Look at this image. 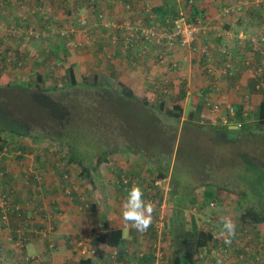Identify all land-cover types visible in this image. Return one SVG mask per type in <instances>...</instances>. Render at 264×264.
I'll list each match as a JSON object with an SVG mask.
<instances>
[{"label": "rangeland", "instance_id": "1", "mask_svg": "<svg viewBox=\"0 0 264 264\" xmlns=\"http://www.w3.org/2000/svg\"><path fill=\"white\" fill-rule=\"evenodd\" d=\"M83 1L86 0H0V69L4 74L6 73L11 77L10 86H0V144L2 142L4 143L3 148L0 149V206L6 203L3 208L0 207V211L2 209L5 211V217L0 218V264H65L66 258L70 256L73 260L71 264H80L85 254L79 249L69 252L63 246L66 241L71 242V237H74L73 239L77 240V242L81 240L78 236H72L75 235L76 231L79 233L82 232L85 235L82 237V240H89V243H92L91 237H88L86 234L91 228L97 227L100 220H103L98 212V208L101 207L100 204H97L98 207H94L96 203L89 204V208L81 204L91 202L90 200L81 199V196L88 195H86V192L80 186V177L75 178L76 175L79 176L82 170L80 165L89 166L94 164L98 156L105 157L106 167L113 168L114 172H116L115 175L117 177L113 176L116 182L117 179L120 181L119 177L122 176L124 179L129 180L130 183L138 184L143 189L144 199L146 201H151L155 205L153 225L155 226L157 234L154 238L143 237V241L153 246L155 245L157 254L160 255V258L153 260L151 264H168L174 256V248L171 244L172 236L169 234V232L172 231V226L166 212L168 209L167 198L171 190L170 181L168 180V183L166 180L165 183L162 184L165 193L163 190L159 191L160 188L156 189L152 182L158 180V172H156L157 170H155V167L150 161V155L152 154L155 155L157 162H159L158 156L159 159L162 160L161 155L164 153L168 154L167 148L159 143H163L162 141H169L170 137L174 134L175 144L173 142H168L172 144V146H169L171 149V154H169V176H171L173 168L175 171H178V169L183 170V160L196 156L200 157L199 164L210 167L213 178L216 177V183L229 187L233 192L246 190L245 186H243V182L238 180V178L243 180L240 178L243 171L246 169L250 170L253 166L257 167L259 170H264V143L259 145V143H257L258 141L254 138L253 140H251V138L247 139L245 142H243L242 139H228L227 137L228 140H226L225 136L217 131L212 136L204 134L203 131L198 132L195 126L197 121L194 124H190L187 115L189 112L195 111L194 106L199 101L200 104L203 102L204 105L207 101L215 103L212 94L208 95V93H204L201 94L199 99H191L189 101H185V98V105H183V107L186 108L181 120L177 121L170 118L167 111L171 110L173 105L181 100V95L184 92L180 82L183 81L182 77H185L184 71H186V66L177 65L174 69L173 63L172 65L167 64V54L162 63L157 59L160 54L165 53V49H159L157 51L158 55L155 58L154 55L156 52L151 48L154 54L148 56V59L152 58L153 63L158 69H163V72L166 71V75H164L166 76L165 79L172 81L176 88L167 85L164 93H157L154 90L155 85H157L155 81H161V77L160 75L153 76L151 74L152 76H149L151 79L160 78L153 81V86L149 82V88L144 89V87H146L145 81H148L147 78H145L144 75H140L136 79L133 77L127 78V74L124 76V72H128L127 70H129L130 66L123 70H119L118 67L120 65L115 64L116 60H114V45H110V49H108L102 41L99 42V24L101 23L99 15L101 14H99L98 11L100 7H97V3L95 4L96 1L93 2V7H88L87 9H85L86 6L83 5ZM231 1L234 0H224L225 7H233V4L230 3ZM236 1L241 2V0ZM253 2L254 1H252V3ZM188 4L190 5V3ZM67 9L69 10L68 15L66 14ZM244 9H246V7H244ZM252 9H254L253 12L255 13L256 19L257 17H264V7H252ZM259 10L261 11L259 12ZM35 11H38L41 14L40 16H44V20H50V23L46 24V30L42 31L45 39L43 41H41V39L37 40V33L30 32V30V36L25 37L23 40L21 39V43L17 35L11 34L16 17L20 15L25 19V17L28 16V19L34 22L36 18L34 15ZM182 11L189 19L191 18L188 11L184 9H182ZM217 13H220V11ZM222 13L225 14L223 16L239 15L234 12L226 13L222 11ZM123 14L122 12L120 15L122 16ZM60 16L68 19H62ZM83 16L88 19L86 36L90 39L89 44H82L84 45L82 47L77 46L68 48L66 45L65 48L62 47V41L64 40L61 39L62 37L59 36V34H56V36L54 35L57 27L63 29L68 26H74L77 29L75 41L80 40L82 43L84 39L80 35L78 19ZM130 16L132 15L126 14L124 20H131L127 19L130 18ZM192 20L198 23L196 17ZM201 20L203 21L201 25L206 27L211 26L209 19L206 20L202 18ZM216 20L223 21V18L218 17ZM250 24L252 26L254 25L253 30L256 33L251 37H256L259 34L264 35V25H261V23L256 25L255 22ZM223 25H220L221 28H214V39L219 37L216 35L217 32L228 30ZM37 31H39V29ZM102 35L106 36L107 34L101 33V37ZM29 38H35L36 41L31 42ZM106 40L108 44L112 42L110 38ZM248 49L250 50L247 54L252 57V59L247 60L248 64L246 66L243 63L244 61L240 59L239 68L235 69L236 73H238L236 80L234 77L230 79L226 77L221 78V80H226L227 83L232 85L233 97H236L240 104L246 103V107H250L251 105L255 106L261 97H264V82L259 83L260 87L257 89L255 83L258 81L255 80L254 76L255 67L264 63V46L259 45L254 48L253 46H248ZM174 50L175 49H173L171 53ZM63 52H65L64 55ZM103 52L105 54H103ZM210 52L212 51L210 50ZM16 53L17 55H15ZM54 53H56V55H53ZM142 54L143 51L140 50L137 56L140 57ZM199 54V56L202 55L201 53ZM203 55H205V53H203ZM17 56L20 59H17ZM48 56L51 57L48 58ZM139 61H132L134 66L129 70L130 72L135 70V73H137L139 69L135 68L140 66ZM223 61L228 60L224 59ZM18 62L21 63V66L17 65ZM68 66L74 68L79 81L78 85L75 87H69L65 82L64 70ZM203 66L204 65H200L199 67L204 71L206 68ZM164 67L166 68L164 69ZM216 68L218 71L220 70L219 67ZM120 71L122 75H119ZM157 72L159 73V71ZM176 72L180 75L173 78ZM38 74L43 77L42 85L45 87L43 91H37L34 87V84L37 83ZM231 75L233 76L234 73ZM94 77L98 79V84L109 86L116 92L121 91L124 86L131 89L135 97L137 96L136 98L139 96L140 98L138 99L144 98L147 100L151 108H145L140 102H135L133 100L130 102L128 100L127 103H130L128 109H130V111H125L124 115L130 116L131 112L134 121L135 116L139 117V112L147 113V115L150 114L154 122L161 128L159 131L161 133H159L158 137L152 138V136L146 133L143 134V132L135 130L134 136L129 138L127 120L119 117V100H112L106 103L102 98L104 92L95 86L97 81L95 82ZM237 86L239 88H236ZM246 94H249L250 97ZM116 95H118V93ZM248 98L252 100L249 102L246 101ZM161 101L164 102V107L160 110L159 103ZM213 105L215 104L208 105L207 107L205 105V108L203 107L202 109H207L209 111L208 108H213ZM224 110L225 107L221 106L220 112L215 113L217 119L220 117L219 113ZM202 113L198 115V117L203 120H201V123L205 125L212 124L213 126L220 125L219 123L208 120L210 114L204 112L202 115ZM143 118L147 120L148 117L144 116ZM123 121L124 123H121ZM166 133L170 134V136ZM131 138L139 140V143L143 144H132L130 141H133V139ZM143 140H145V143ZM229 140L232 142H229ZM154 143L156 146L153 149L152 146ZM132 147L133 149L135 148V151L130 150ZM72 154L77 157L79 156L80 160L76 159L74 162H68ZM43 156L57 159L56 166L53 167L52 170L56 180L61 179L56 175L58 171H62L64 175L68 174L70 176L72 174L71 176H73L74 180L79 181L80 187L77 189L76 193L71 192V189L67 187L64 188L67 192L61 193L59 190V193L54 194V196H52L50 192H45L46 195L44 194V190L47 188L45 184L48 182V179H50V176L47 175L50 174L51 171L44 172L34 170V166L38 165ZM127 157L130 163L126 161ZM66 162H68V164ZM132 163L147 166L140 168V165H137L132 168ZM2 168H4L5 171L2 170ZM100 170H102V173H105L104 168ZM262 172L264 171H261V173ZM4 174L14 175L15 180L10 181V184H8L9 180H7V183H4ZM2 175H4L3 178L1 177ZM24 176L25 179L31 176L36 178L35 189L30 188V191L26 192V189H24L26 187L25 184L33 186L34 181H28V183L25 181V183L22 182L24 185L23 188L21 186V181L24 180ZM141 177L144 179V182L140 185ZM185 179L188 178L186 177ZM189 179L192 181L191 178ZM245 179V185L249 188L250 195L253 196L259 178L256 175H251L245 176ZM130 185L131 184H129V186ZM8 187L14 188L15 192L8 195L6 193ZM110 189H112V191L115 190L118 194V190H116L118 189L117 187H111ZM108 193L109 191L106 189L105 194L107 195ZM221 193L225 200L222 201L221 204L217 202V205L213 208L209 205L201 208L200 206L203 205V201L201 195L197 194V205L193 208L187 207L185 210V217L188 219L190 215H194L197 225L201 229H205L207 226L206 220L211 213L215 216V219L210 223L212 225L218 221L221 222V218L223 217H230L236 224V232H242L241 241L239 243L236 242L237 244L233 251L236 257L232 255V258L235 257L237 262H244L246 252L251 250L246 248L248 245L245 241L247 239L246 235L250 233V228L243 227L240 224L239 217L242 209L237 205V196L234 193L228 194L225 190H222ZM57 196L60 197L62 203L67 201L68 204H74L72 213L71 211L69 213L63 211L62 214L65 215L64 217L57 208L51 206L52 201H57ZM19 198L23 203H18V208L13 207V200ZM71 198H73L72 201L70 200ZM256 198H259V195H257ZM75 200L78 201L75 202ZM8 205L9 208H16L18 211L23 209L26 214L27 208L35 209L33 212L34 215H38L40 210L43 212L45 206L47 210H44V213L37 217V222L42 219L41 223L43 226L39 228V226L35 225L36 222H33L30 218L26 219V217L23 218L21 214L8 212L5 209ZM111 206L112 204L108 203L107 207L109 210L114 209ZM89 213H91L89 217L93 221L90 225L86 219ZM156 216L158 217L157 220H155ZM72 219H75L78 223L81 221L85 226H80V230H77L74 226L75 222L72 221ZM24 220L28 223L24 228L29 227L31 229V232H28L26 235L20 230V221ZM69 220L71 223H69ZM83 220L88 224H85ZM108 224H110V222ZM164 226L168 227V229L166 230ZM260 226L261 225L257 227V229L260 228V230H258L259 237H261V234L264 235V226ZM55 228L57 231H55ZM38 229L41 230L35 231ZM14 231L18 234L17 239L13 236ZM52 233H54L55 236L53 239L59 238L65 240L63 246L57 247L56 240H51ZM61 233H64L65 237L61 238ZM123 234L126 235L125 232H123ZM34 239L39 241L41 247H44V252L40 254L35 253V251L30 253L26 252L28 250V242ZM244 242L245 246L243 247L242 245ZM258 243L260 242L258 241L257 245ZM93 244L96 245V242H93ZM132 248L138 250V252L148 250L146 249L147 247L140 249H135L136 247ZM240 253L244 254V260L239 259ZM126 258L127 257H125L123 261L116 259L111 260L109 258V260L107 259V263L126 264ZM27 259L28 262L25 263ZM127 262L132 264L130 259L129 261L127 259ZM107 263L106 260L99 262V264Z\"/></svg>", "mask_w": 264, "mask_h": 264}, {"label": "crops", "instance_id": "2", "mask_svg": "<svg viewBox=\"0 0 264 264\" xmlns=\"http://www.w3.org/2000/svg\"><path fill=\"white\" fill-rule=\"evenodd\" d=\"M95 1H94L95 4L97 3V7H100V9L98 10L99 14H103V20L99 24V33H100L98 34L99 42L102 41L105 44V47L108 49H110L109 47L110 45H114L115 52L113 55L115 57L114 60H116L115 64L120 65L118 67L119 70H123L124 68H127L129 66H130L129 67V70H130L132 66H134L133 62L135 60L136 61L140 60L139 61L140 66L138 68H135V69H139L137 73H135V70H132L134 73L127 70L128 72H124V76H126L127 74L128 75L127 78L133 77L134 79H136L138 78V76L144 75L145 78H147L148 80V81H145L146 87H144V89L149 88V85H150L149 82L153 86L154 85L153 81L161 77V81H155L157 85H155L154 90L157 93L162 92L163 88L166 89L167 85H169L172 88H176L173 85L172 81H168L167 79H165L166 76L164 75H166L165 74L166 71L163 72V69H158L153 63L152 58L148 59V56H150L151 54L152 55L154 54L151 51V48L152 50L156 52V54L154 55L155 58L158 55L157 51L159 49L161 50V48L154 47V46L143 48L141 44H138V45L134 44L133 46H129V48L126 51H124L123 49L125 45L124 34L123 32L115 29L114 27L117 24H121L124 21H126L124 20V17L126 14L132 15L130 16V18H127V19L132 20L133 18H136L139 16V17H143L145 22H153V23H159V24H164V21L166 19L172 18L173 15L175 14L177 15L179 11H181L182 9L188 11L191 17L193 18L196 17L198 24L200 26H203L205 29L204 34H201V36L196 40V42L190 48L177 46L172 53L166 52L167 54L166 58L168 61L167 64L172 65L173 63L174 69L177 67V65L186 66L185 68L186 71H184L185 77H182L183 81L180 82L183 86L182 89L184 90V93L186 92L185 101L186 100L189 101L191 99L193 100L199 99L201 94H204V93H208V95L212 94L213 100L215 101V103L209 101L205 104L206 107L208 106V104H215V105H219L220 107L221 106L225 107V110L219 113L220 117H218V119L216 118L217 115L215 114L217 113V111H214L212 108H208L210 112L207 109H202L201 113L203 112L202 115L204 114V112L207 114H210V118L208 120L214 123H219L221 126L226 127L227 129L230 130L231 125H227L230 121L226 119L227 118L226 108L229 106L231 107V105L234 103L240 104V102L236 99V97L234 98L232 95V85L227 83L226 80L224 81L221 80V78L228 77L225 74L226 73L225 67L233 69V71H235L236 73L235 69L239 68L238 65H239L240 59L244 61L243 63L245 66L248 64L247 60L252 59V57L248 56L247 54L248 51L250 50L248 49V46H250L249 39L252 35H255L256 33L253 30L254 25L252 26L250 23L255 22L256 25H259L260 23L261 25H264V17H257L258 19L257 20L255 18V13L253 12L254 9H252V7H264V0H241V2L236 1V0L231 1L230 3L233 4V7H231V9L234 10L232 12L239 14V15H232V16H223L225 14L222 13V11H224L227 8L225 7L224 0H95ZM145 1H148L150 3V7H151L150 15L144 12L143 7H144ZM252 1L254 2L252 3ZM126 3H130L131 5L130 11H126L125 7H123ZM188 3H190L191 6ZM83 5H86L85 9H87L88 7H92L93 3L83 1ZM244 7H246V9H244ZM261 10H259V12ZM218 11H220V13H217ZM122 12L124 14L121 16L120 14ZM66 14L67 15L69 14L68 9H67ZM60 17L62 19L65 18L62 16ZM218 17H222L223 21L216 20ZM202 18H205L206 20L209 19L211 26L206 27L204 25H201V23H203V21L201 20ZM65 19H68V18H65ZM220 25L225 26L228 30L224 32L221 31L222 32L221 37H217L214 39L213 38L214 36L213 34L215 32L214 28L215 27L221 28ZM247 25L249 26V28ZM101 33H106L107 35L106 36L102 35L101 37ZM82 38L85 41L86 37L84 35H82ZM109 38L112 40V42L108 44L106 39H109ZM219 38H222V39H219ZM204 49H206L205 55H203ZM209 49L212 52H210ZM140 50L143 51V54L142 56L139 57L137 56V54H138V51ZM199 53H201L202 55L199 56L200 55ZM103 54L105 53L103 52ZM224 59H227L228 61H223ZM200 65H204L203 67L206 68V70L204 71L201 70L199 67ZM216 67H219L220 70L218 71ZM165 68L166 67H164V69ZM157 71H159V73ZM151 74L153 76L160 75V77L151 79L149 77V76H152ZM119 75H122L121 71L119 72ZM178 75L180 74L176 72L173 75L174 76L173 78H175ZM236 88H239V87L237 86ZM246 95L250 97L249 94H246ZM138 98L140 97L138 96ZM139 100H144V98L139 99ZM251 100L252 99L248 98V101H251ZM183 105H185V102ZM199 105H200V101L196 103L194 108L196 109V107ZM203 107L205 108V106ZM183 108L185 111L186 107H183ZM202 121H200L199 124L202 125V127L206 126L204 123H201ZM191 123L193 122L190 120V124ZM126 161L130 163L128 157ZM56 162H57V159L55 158L53 159L52 157L49 158L47 156H43L42 160L38 163V165L34 166V170L36 171H44V172L51 171V173L47 175V176H50V179H48V182L45 184L47 188L45 189L46 191L43 189L44 194L45 192L46 193L50 192L52 196H54V194L59 193V190L61 191V193L67 192V190L66 191L64 190V188H67V187L71 189V192L76 193L77 189L81 186V188L86 192V195H88V196H81V199L90 200L91 202V203H81V204H83L84 207L86 208H89V204L96 203L94 207H98L97 204H100L101 207L98 208V212L100 214L101 219H103V220H100V222H98L97 227L91 228L87 234L85 233L88 237H91L92 243H89V240H85V239H83L84 240L83 241L82 237H84L85 235L82 232L79 233L78 231H76L75 235H72V236H78V238L81 240L77 242V240L73 239L74 237H71V242L66 241L65 245L63 246V243L65 242V240L59 239V238L53 239L55 236H54V233H52L51 240L52 239L54 241L56 240L57 247L63 246L69 252L74 251L76 249L81 250L82 253L85 254L81 260L82 264H99V262L102 260H106V263H107V259L109 260V258H112L111 256L112 250L106 249V248L104 249L103 247V251L105 255L104 257L99 259L97 258V255H98L97 252H100V251H98L97 243L95 245L93 244V242H96V237L99 231H102L104 228L109 229L110 227L119 228L121 229L122 233L123 232L126 233V235L123 234L124 245L125 247L128 248V254L124 256V257H127L125 259L126 264H129V262H127V259L129 261V259H132L133 255L138 252V250H134L132 247H136L135 249H140L144 247L145 248L147 247L146 249H149L152 247L151 244L143 241V238L141 237L140 232H137L135 229H132L130 225L129 227L125 226L123 219H122V215H121V209H122V204L127 197L128 190L125 188H118L116 186L115 183L119 181L117 179V182H116V180H114L113 178V176L117 177L115 175L116 172H114L113 168H109L108 166L106 167V161L105 162L103 161L101 163L99 170L96 173L97 175L95 174L93 176L84 177L81 175L82 171L80 172L79 176L76 175L75 178L80 177L81 179L80 186H79V181L74 180L73 176H71L72 175L71 173H70L71 174L70 176L68 174H66L67 175L66 176L64 175V172L58 171V174L56 176H58L61 179L56 180L55 175L52 173L53 167L56 166ZM68 162L66 163L68 164ZM137 165H140V168L147 166L143 164L132 163L131 167L133 168ZM80 167L81 169H83L84 166L80 165ZM101 168H104L105 173H102V170H100ZM63 175H64V179H63ZM25 176H24V179H25ZM35 179L36 178L34 177L33 186L25 184L26 185L25 188H24V185L22 184L24 180L21 181V186L24 189H26V192H29L30 188L31 189L36 188ZM143 180L144 179L141 177L140 185L141 183L144 182ZM166 180L170 181V176L167 177L165 181ZM29 181H32L30 177H29ZM74 183L76 184V186ZM111 187L113 188L117 187L118 189L116 190H118V194L115 192V190L112 191V189H110ZM170 187H171V184H170ZM106 189H108L109 191L107 195L105 194ZM40 192H41V188H40ZM57 197H58V199H56L57 201H52L51 206L53 208H57L61 215H63L62 214L63 211L67 213L71 211L72 213L74 204H68L67 201L65 203H62L60 197L59 196ZM70 200L72 201L73 198H71ZM77 201L78 200H75V202ZM20 202L22 201L19 198V203ZM108 203H111L112 204L111 207L114 209L109 210L107 207ZM103 205H104V208H103ZM26 210H27V214L25 215L26 219L30 218L31 220H33V222H36L35 225L41 228V226H43L41 223L42 219H40L37 222V217L38 215L44 213V210L45 211L47 210L46 207L44 206L43 212L42 210H40L38 215L33 214L35 209L27 208ZM90 214L91 213H89L86 217L89 225L92 224L93 222L92 219L89 217ZM63 216L65 217V215ZM72 221L75 222L74 226L76 227L77 230H80V226H85L81 221L79 223L76 222L75 219H72ZM87 222L84 221L85 224H88ZM109 222L110 224H108ZM69 223H71V221ZM261 226H264V224H261ZM165 228L166 230L168 229V227H165ZM258 230H260V228ZM55 231H57L56 228H55ZM172 233H173L172 231L169 232L170 235H172ZM246 236L247 237L251 236V233H248ZM60 237L61 238L65 237L64 233H61ZM261 237H264V235L261 234ZM27 247H28V250L26 252H29V253L32 251H35V253L40 254L45 251L44 247H41L39 241L36 239L32 241L30 240V242H28L27 244ZM246 248H250V246L249 247L247 246ZM253 250L254 251L252 252V255H254L257 260L255 261L251 260V254H250V251L248 250L245 254L246 255L245 261L237 262L235 258L236 257L235 252H233L232 255L235 257L233 258L232 264H264V244L258 243V245L255 246V249ZM120 261H123V260H120ZM71 263H73L72 257L71 256L67 257L65 264H71Z\"/></svg>", "mask_w": 264, "mask_h": 264}, {"label": "trees", "instance_id": "3", "mask_svg": "<svg viewBox=\"0 0 264 264\" xmlns=\"http://www.w3.org/2000/svg\"><path fill=\"white\" fill-rule=\"evenodd\" d=\"M34 15L36 16L35 18L36 21L34 20V22L30 21L28 19V16L25 17V19H23L22 16L18 15L13 25V31L11 32V34L17 35L18 38H20V40L21 39L23 40L25 37L30 36L29 34L30 30H31L30 32L39 33V35H41L42 31L46 30L47 28L46 24L50 23V20L49 21L44 20V16H40L41 14L38 11H35ZM176 17L177 15L175 14L173 15L172 19ZM192 19L193 17H191L188 20L192 22L193 21ZM38 29L39 31H37ZM56 30L54 33L55 36L56 34H58L56 33ZM29 39H31V42L36 41L35 38H29ZM39 39L43 41L45 38L42 36H39L37 40ZM61 39L64 40L62 41L61 46L65 48V45H66V47H68L67 37L64 35ZM22 40H21V43H22ZM64 54L65 52H63V55ZM15 55H17V53ZM53 55H56V53H54ZM50 57L51 56H48V58ZM17 59H20V58L17 56ZM17 65L21 66V63L18 62ZM256 71L257 69L255 67L254 74H256ZM225 72H226L225 74L228 76L227 78L230 79L234 77L236 80L237 73H235L233 69L225 67ZM232 73H234L233 76L231 75ZM64 77H65V82L68 84L69 87H75L79 83L76 73L74 71V68L72 66H68L64 70ZM10 78L11 77L8 74L6 73L4 74L2 70L0 69V86H3V87L10 86L11 85ZM37 78H38L37 83L34 84L35 90L37 91L45 90L43 89L45 87H43L42 85L43 77L38 74ZM261 78H264V76L259 77V79ZM94 79H95V82L97 81V83H95V86H97V88L101 89L104 92V95L102 98L106 103H109L112 100H117V99L119 100L120 102V107H119L120 116L119 117H122L124 120H127V130H129L128 132L129 138L134 136L135 130H139L143 132V134L146 133L152 136V138L158 137L159 133H161L159 132L161 128L160 126H158L156 122H154V119L151 117L150 114L147 115V113L139 112V117L135 116L136 120L134 119V121H133V116L131 115V112H130V116L124 115L125 111L127 112L130 111V109H128V106L130 104V103L129 104L127 103L128 100L130 102L132 100L135 102L136 101L140 102L142 103V105H144L145 108L150 107L147 100L145 99L139 100L138 98L135 97L134 93L130 89L124 86L121 91L116 92L109 86H106L104 84H98V79L96 77H94ZM259 83H260L259 81L255 83V87L257 84L259 85ZM255 87H254V90H255ZM163 92L164 91L162 90V92L160 93H163ZM117 93L118 95H116ZM184 99H185V93L183 92L181 95V100L178 103L174 104L171 110L167 111V114L170 118L177 120V121L181 120L183 113H184V108H183ZM201 103L202 104L196 107L195 111H191L187 115L188 120L193 121V124L196 121H198L197 123H195L196 129L198 132L203 131L204 134L212 136L217 131V132H220L221 135L225 136V138L227 137L228 139L230 138H236L237 140L242 139V141L245 142L247 139L251 138V140H253L254 138L256 141H258L257 143H259V145H261V143H264V97H261L260 101L256 103L255 106L251 105L250 107H246L245 106L247 105L246 103H243V104L234 103L232 105L230 104L231 107L236 112V119L238 121H241L242 123L241 128L239 129V133L236 135L230 133V131L226 127H223L221 125H217V126L206 125L202 127V125L199 124V122L201 121V118L198 117V115L201 113L202 108L205 105L203 102ZM162 107H164L163 101L159 103L160 110ZM229 108L230 106L227 107L226 109H229ZM144 116L148 117L147 120L143 118ZM121 123H124V121ZM166 134L170 136V134L168 133ZM0 138H1V135H0ZM139 138H142V137H139ZM227 138L226 140H228ZM131 139H133L134 141V142L130 141L132 144H137V145L143 144V143H139V140H134V138H131ZM143 142L145 143V140H143ZM162 142L163 143H159V144L160 145L162 144L165 148H167L168 154H165V153L162 154L161 155L162 160H160L158 156L159 162L156 161L155 155L152 154L150 155V161L155 167V170H157L156 172H158L157 174L158 180L165 181V179L169 177V173H170L169 172V169H170V160H169L170 155L169 154H171V149L169 146H172V144L168 142H173L175 144L174 134L172 137H170L169 141H166V142L162 141ZM229 142H232V141L229 140ZM3 144H4L3 142L0 144V149L3 148ZM155 146L156 144L154 143L152 148L154 149ZM134 149L133 147L130 148V150L132 151H135ZM76 159H79V156L77 157L76 155L72 154L69 161L74 162L76 161ZM103 161H106V158L98 156L95 159L94 164H91L89 166L82 165L84 167L81 170L82 171L81 175L84 177L95 175L98 172L99 167ZM199 161H200V157L193 156L192 158L183 160L182 167L184 171L180 169H178V171H175L174 168H173V171H171V176H170L171 190L167 198L168 209L166 212H167L168 217L170 218L169 222L172 226L171 229L173 233L171 235L172 236L171 244L174 248V256L173 258H171L169 264H200L199 254L203 253L204 251L209 250V248L212 246H215L216 248H218L219 245H222L218 240L216 239L215 241L213 240V235H214L213 232H207L201 229L197 225V221H196V218H194V215H190L188 219H186L185 217L186 208L187 207L193 208L195 207V205H197V201H198L197 194L201 195L203 205H201L200 207L202 208L206 205H209L210 203H214V205H217V202H219L221 204L222 201L225 200L221 193L222 190L223 191L225 190L226 192H228V194L234 193L237 196V199H238L237 205L240 206L242 209L241 215L239 217L240 224L243 227H246V228L249 227L250 228L249 232L250 233L252 232L251 236L247 237L246 244L250 246L249 249H251L250 250L251 260L252 261L257 260L255 256L252 255V252L254 251L253 249H255V246L257 245L258 241L261 244H264V237H259L258 232H257L258 231L257 227L261 224H264V172L261 173V171H264V170H259L257 167L253 166L250 170L246 169L245 171H243L240 175V178L243 180H240L239 178L238 180L243 182V186H245L246 190L241 191V192H233V190L231 191L229 187L222 186L221 184L216 183L215 182L216 177L213 178L212 176L213 173L211 172L210 167L199 164ZM2 170H4V168H2ZM4 175H2L1 177L3 178ZM251 175H256L259 178V181L257 183L258 184L257 188L253 192L254 195L252 194L253 196L250 195L249 188L245 185V182H246L245 176H251ZM186 177L188 179H185ZM189 178H191L192 181H190ZM4 179H5L4 183H7V180H9L8 184H10V181L14 180L15 176L6 174ZM30 179L33 180L34 176H31ZM24 181L28 183L29 178L24 179ZM153 183L154 182H152V184ZM116 186L118 188H125L127 190L130 189V187L128 186L121 185L119 181L116 183ZM12 192H15L14 188L8 187L6 193L9 195ZM257 195H259V198H256ZM18 203H19V199L13 200L12 206L17 207ZM12 210L14 211L15 209H12ZM20 212H21L22 217L25 218L26 213L23 211V209H21ZM16 213H18V210H16ZM157 219L158 217L156 216L155 220ZM27 225L28 223L26 222V220L20 221V230L22 231L23 230L22 228H24V226H27ZM216 228L217 230L215 229L216 231L214 230V233L215 235L217 234L218 237L221 239V242H223L224 235L221 232V222L220 221L217 222ZM28 229L30 228L28 227ZM36 231H39V230H36ZM156 233L157 232L155 230V226L152 223V226L149 227V229L146 232H144V234L140 233V235L142 236V238L143 237H148V238L153 237L154 238L156 236ZM13 236L15 239H17L18 234L14 231ZM241 237H242V232L239 233L237 231L236 235L233 237L234 242H233L232 249H234L235 245L241 241ZM96 243L98 246V251H100V252H97L98 254L97 258L99 259H101L105 255L103 251V247L104 249L106 248V249L112 250V253L116 251V254L114 255V257L110 258L111 260L112 259L123 260L125 258L124 256L127 255L128 248L125 247L124 245L123 233L121 229L119 228L110 227L109 229L104 228L102 231H99L96 237ZM242 246L243 247L245 246V242ZM138 253L139 252L134 254L132 259H130L132 264H143L145 262L147 264H151V262L155 258L154 250L152 248H149L146 251V256L143 259H140V260L138 259L139 258L137 256ZM232 253H233V250H232ZM232 262H233V258L231 254L229 257L228 264H232Z\"/></svg>", "mask_w": 264, "mask_h": 264}, {"label": "built area", "instance_id": "4", "mask_svg": "<svg viewBox=\"0 0 264 264\" xmlns=\"http://www.w3.org/2000/svg\"><path fill=\"white\" fill-rule=\"evenodd\" d=\"M124 7L126 11H130L131 9L130 3H126ZM143 9L145 13H148V15L151 14V7L148 1H145ZM224 11L226 13H230L234 10L231 8H226ZM99 18L102 21L103 15L102 14L99 15ZM87 25H88L87 17L83 16L80 19H78L80 35L81 36L84 35L86 37L85 41L84 42L82 41V43L80 42V40L75 41L77 37L76 36L77 29L74 26H68L63 29L57 27L56 33H58L61 37H63L64 35L67 37L68 47H77V46L80 47L82 46V44H89L90 42L89 41L90 39H88L86 36L87 29H88ZM114 28L123 32L124 34V38H125V45L123 48L124 51H126L129 48V46H133L134 44L135 45L141 44L143 48H148V47H153V46L161 48V49L164 48L165 53H162L158 56V60L161 61L162 63L165 60L166 52L167 53L171 52L177 46L188 47V48L192 47L193 43L196 41L199 35L204 34V30H205L204 27H201L199 24L189 21L187 19L186 14L183 13V11H180L178 13V16L174 19H166L164 21V24L145 22L143 17L138 16L134 18L133 20H126L121 24H117ZM216 35L221 37V32H217ZM39 36L43 37L44 33L42 32L41 35L37 33L36 37L38 38ZM249 45L253 47L259 46V45L264 46V35L259 34L256 37H251L249 39ZM203 52L205 53L206 49H204ZM256 69H257L256 74H254L255 80L259 81L260 83L264 82V78H261L262 80L259 79L260 76H264V63L258 65ZM259 87L260 86L257 84L256 88L259 89ZM208 105L210 106L211 104H208ZM220 108L221 107L219 105H213L212 109L214 111L220 112L219 111ZM227 113H228V116L230 117L235 116V110L233 108L227 109ZM237 127H241V124L238 123ZM119 182L121 183V185L128 186L130 188L134 184V183H130L129 180L124 179V177H122ZM164 183L165 181L163 180H156L154 181L153 185L156 189L160 188L159 191L163 190L165 193L164 187L162 185ZM129 184L131 185L129 186ZM5 205L6 203L0 207L3 208ZM209 206L213 208L215 205L214 203H210ZM5 209L8 212L10 211L11 213H16V210H18L15 208V210L13 211L12 208H9V205L5 207ZM16 214L20 215L21 212L18 211V213ZM2 217H5L4 209L0 211V218ZM214 219H215V216L213 214H210L208 219L206 220L207 226L203 230L207 232H213L214 234L213 240L214 241L215 239L218 240L222 245H219L218 248H216L215 246H212L209 248V250L204 251L203 253L199 254L200 264H228L229 257L232 254V250H233L232 246L234 242L233 238H231V242L229 244H226L224 240L223 242H221V239L218 237V235L217 234L215 235L214 233V230L215 229L217 230L216 228L217 223L213 225L210 224L211 221H213ZM162 225H163V222H162ZM30 230L31 229L24 228L22 232L23 234H27L28 232H31ZM151 248L154 250V255H155L154 260H157L158 258H160V255L157 254L156 246L152 245ZM115 254H116V251L113 252L112 257H114ZM137 256L139 257L138 258L139 260L145 258L146 251L144 250L140 251L137 254ZM243 258H244V255L239 254V259H243ZM27 262H28V259L25 260V263ZM143 264H147V263L145 262Z\"/></svg>", "mask_w": 264, "mask_h": 264}, {"label": "clouds", "instance_id": "5", "mask_svg": "<svg viewBox=\"0 0 264 264\" xmlns=\"http://www.w3.org/2000/svg\"><path fill=\"white\" fill-rule=\"evenodd\" d=\"M94 1L95 0H86L85 2L93 3ZM93 6H94V3H93ZM168 19H172V18H168ZM187 19L189 18L187 17ZM165 90L166 89L163 88V91ZM226 119L230 121L227 125H231V128L234 127L236 130L239 131L241 127H237V124L238 123L240 124L241 121H238L236 119V112H235L234 117L228 116V113H227ZM154 212H155V205L151 201H146L144 199V192L141 186H139L138 184H133L131 188L128 190L127 197L125 201L123 202L122 209H121V215H122V219H123L125 226L127 227L130 225L131 228L135 229L137 232L144 233L149 229V227L153 223V213ZM221 232L224 235V242L226 244H229L231 242V238H233L236 235V224L233 222V220L230 217L221 218ZM240 254H243V253H240Z\"/></svg>", "mask_w": 264, "mask_h": 264}, {"label": "water", "instance_id": "6", "mask_svg": "<svg viewBox=\"0 0 264 264\" xmlns=\"http://www.w3.org/2000/svg\"><path fill=\"white\" fill-rule=\"evenodd\" d=\"M230 132H231L232 134H234V135H236V134L239 133V131L236 130L234 127L230 128Z\"/></svg>", "mask_w": 264, "mask_h": 264}]
</instances>
